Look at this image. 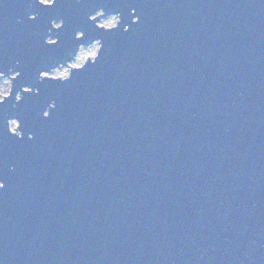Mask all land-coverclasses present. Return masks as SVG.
<instances>
[{
	"label": "water",
	"instance_id": "obj_1",
	"mask_svg": "<svg viewBox=\"0 0 264 264\" xmlns=\"http://www.w3.org/2000/svg\"><path fill=\"white\" fill-rule=\"evenodd\" d=\"M0 71V264H264V0H0Z\"/></svg>",
	"mask_w": 264,
	"mask_h": 264
},
{
	"label": "clouds",
	"instance_id": "obj_2",
	"mask_svg": "<svg viewBox=\"0 0 264 264\" xmlns=\"http://www.w3.org/2000/svg\"><path fill=\"white\" fill-rule=\"evenodd\" d=\"M52 0H39V4H50ZM103 13L102 11H96L92 16L89 17L90 20H94L96 17L101 16ZM117 17H119L116 14L109 15L106 19H103V22L108 25L107 28H103L101 24L97 25L98 28H103V29H112L115 28L117 24H114V22L117 20ZM58 27V25H57ZM79 33V32H78ZM3 76V75H0ZM40 76H43V73H40ZM14 75H10L8 77L0 78V101L4 100V98L7 96V87L9 85V79H14ZM19 96V93H17V97ZM15 124V120L10 119L7 121L8 125V132L16 135L17 137L21 136V133L16 130L13 131V127L11 125ZM16 129V127H15Z\"/></svg>",
	"mask_w": 264,
	"mask_h": 264
},
{
	"label": "rangeland",
	"instance_id": "obj_3",
	"mask_svg": "<svg viewBox=\"0 0 264 264\" xmlns=\"http://www.w3.org/2000/svg\"><path fill=\"white\" fill-rule=\"evenodd\" d=\"M106 18H102L97 24L98 25L101 24L103 27H108V25L103 22V19H106ZM116 21L114 22V24L116 23ZM57 25H59V24L54 23L55 27H57ZM48 41L51 42V41H54V39L50 38ZM97 49H98L97 43H94L88 47H82L78 52L80 54V59L76 60L77 55H78L77 54L75 60L72 63H70L69 65L72 67L80 66L88 58V56L91 55V57H89V58H92L96 54ZM68 73H69V69L67 67H59V68L53 70L51 73L47 74L46 76L57 77V78L58 77H66L68 75ZM11 75L15 76V74H11ZM6 87H7V95H8L9 91H10V87H11L10 79H9V85ZM11 127H13V129H15L16 123L14 125H11Z\"/></svg>",
	"mask_w": 264,
	"mask_h": 264
},
{
	"label": "snow or ice",
	"instance_id": "obj_4",
	"mask_svg": "<svg viewBox=\"0 0 264 264\" xmlns=\"http://www.w3.org/2000/svg\"><path fill=\"white\" fill-rule=\"evenodd\" d=\"M54 3H55V0H52V2L50 3V4H43L44 6H53L54 5ZM30 20H35L36 19V17L35 16H31L30 18H29ZM61 27V25H58V28H60ZM57 43V41L55 40V41H51L50 42V44H56ZM49 44V43H48ZM97 56V55H96ZM96 58V57H95ZM83 67V65L82 66H80L79 67V69H81ZM40 73H46V71H42V72H40ZM20 73H18V75H19ZM0 75H3V72L2 71H0ZM41 77V76H40ZM44 77H47V78H49L50 80H53V81H55V80H57V79H59V80H68L69 78H70V75L69 76H67V77H63V78H57V77H48V76H44ZM43 77V78H44ZM32 91V89H30V88H27V87H25L24 88V92H31ZM19 93V92H18ZM5 100V99H4ZM4 100H2V101H0V104H2L3 102H4ZM15 100L16 101H20L21 100V95H20V93H19V96L17 97V94H16V96H15ZM48 107L49 108H53L54 107V104H49L48 105ZM43 116L44 117H47V116H49V112L48 111H44V113H43ZM31 138V137H30ZM4 187V185L2 184V183H0V188H3Z\"/></svg>",
	"mask_w": 264,
	"mask_h": 264
},
{
	"label": "bare ground",
	"instance_id": "obj_5",
	"mask_svg": "<svg viewBox=\"0 0 264 264\" xmlns=\"http://www.w3.org/2000/svg\"><path fill=\"white\" fill-rule=\"evenodd\" d=\"M89 57H91V55L88 56V58H89ZM79 59H80V54L78 53L76 60H79ZM84 59H85V58H84Z\"/></svg>",
	"mask_w": 264,
	"mask_h": 264
}]
</instances>
